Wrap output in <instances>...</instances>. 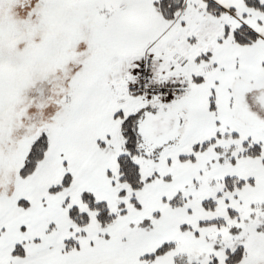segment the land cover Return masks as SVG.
<instances>
[{
	"label": "snow or ice",
	"instance_id": "6c2138e0",
	"mask_svg": "<svg viewBox=\"0 0 264 264\" xmlns=\"http://www.w3.org/2000/svg\"><path fill=\"white\" fill-rule=\"evenodd\" d=\"M0 264H264V0H0Z\"/></svg>",
	"mask_w": 264,
	"mask_h": 264
}]
</instances>
